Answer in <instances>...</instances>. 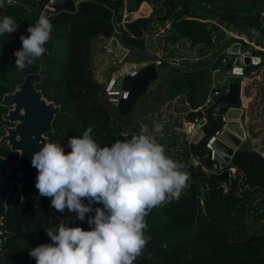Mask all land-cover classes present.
I'll return each instance as SVG.
<instances>
[{"label": "trees", "instance_id": "1", "mask_svg": "<svg viewBox=\"0 0 264 264\" xmlns=\"http://www.w3.org/2000/svg\"><path fill=\"white\" fill-rule=\"evenodd\" d=\"M134 1V9L143 5L141 1H147L151 4V11L148 15L121 22V40L130 46L138 45L140 39L149 43L152 37L159 42L163 36L153 35L157 31L154 26L167 24V32L187 42L188 49V53L178 55L169 52L166 57L171 58L184 55L197 57L214 49L217 38L211 39V31L219 30L217 23L224 18L242 25L255 23L258 16L257 9L242 12L247 6L240 4L214 5L209 1L195 3L185 0ZM120 4L113 0H83L84 9H55L49 15L53 28L51 39L45 45L48 54L45 53L23 70L16 68L14 52L22 48L20 36L29 35L27 29L34 24L36 8L28 3L26 7L17 4L0 7V19L10 16L18 24L16 32L0 35V97L12 90L26 72H38L40 80L35 87L47 100L59 105L52 120V130L47 134V143L60 144L66 153L70 152L68 139L80 137L86 128L92 127V138L101 147L111 146L117 140H130L144 127L165 147L167 156L180 165L184 163L181 170L190 175L189 187L179 201H166L146 216L145 234L151 239L144 254L134 264H264V154L254 150L255 154L252 155L245 149L246 146H256L264 150V101L259 110L262 118L258 123L251 124L252 133L248 131L250 125L244 119L246 140L234 151L227 164L234 167V172L229 175L226 186L210 174L219 172L215 160L204 155L197 156L206 139L221 125L220 113L227 106L225 102H214L206 109H200L209 91L206 68L186 74L169 66L164 79L146 91L139 103V106H144L143 110L134 118L130 119L127 113L119 114L118 111L116 118L111 117L107 109L109 103L104 99L99 100L97 94L101 83L93 78L90 68L87 71V65L82 61L88 60L95 41L100 43L104 36L110 34L109 8L116 10ZM205 12L216 13L219 19L207 21ZM220 32L223 34L222 30ZM220 61L221 57L218 56L210 66L214 67ZM252 66H244L243 72L248 73ZM110 68H106L104 79L108 77ZM187 78L191 80V85L182 86ZM261 88H264V83ZM184 92L187 95L182 99L178 94ZM146 95L148 100L145 99ZM171 99L180 100L183 104L181 108H185L183 100L186 101L188 109L180 115L182 119L204 118L199 125L200 135L196 138L186 139L179 128H163L159 133L154 131L156 123L152 121L161 111L157 105L169 103ZM243 104L239 92L237 105L243 107ZM152 105L155 107L146 112L145 107ZM3 110L0 106V114ZM179 119L177 122L180 124ZM165 122L160 124L166 127ZM2 123L0 115V134ZM123 126L130 129L123 132ZM0 155L12 160L16 153L1 143ZM191 157L195 158V164L189 162ZM83 202L86 205L89 203L87 199ZM6 205L3 222L11 234L5 239L3 264H36L35 259L29 256V250L51 243L45 229L58 226L57 218L52 213H46L48 197L40 195L34 207L27 200H12L9 197ZM90 207L93 211L86 214L84 220L65 209L68 227L91 230L88 218L94 217L95 208H102L103 205L93 203Z\"/></svg>", "mask_w": 264, "mask_h": 264}, {"label": "clouds", "instance_id": "2", "mask_svg": "<svg viewBox=\"0 0 264 264\" xmlns=\"http://www.w3.org/2000/svg\"><path fill=\"white\" fill-rule=\"evenodd\" d=\"M52 28L49 17L42 14L28 27L29 35L20 36L22 48L14 52L17 69L44 56ZM17 29L12 17L0 19V35ZM162 130V124L154 125L155 132ZM92 131L88 127L82 136L70 137V152L60 144L43 143L33 154L31 164L38 172L35 187L51 199L55 210L67 209L84 220L93 211L91 204L103 205L88 218L91 230L64 223L45 229L51 243L29 250L36 264H134L151 239L145 234L146 216L166 201H179L189 187V173L166 155L165 147L146 128L130 140L104 147L92 138Z\"/></svg>", "mask_w": 264, "mask_h": 264}, {"label": "water", "instance_id": "3", "mask_svg": "<svg viewBox=\"0 0 264 264\" xmlns=\"http://www.w3.org/2000/svg\"><path fill=\"white\" fill-rule=\"evenodd\" d=\"M121 2L117 6L114 15V21L120 23L123 14L132 12L135 8L134 0H113ZM195 3L212 2L214 5H232L237 4L248 6L254 3L263 2L264 0H185ZM30 3L31 1L28 0ZM44 0L41 1V4ZM79 8L84 9L83 2H79ZM59 9L73 11L74 6L72 0H63ZM264 9V4L258 6V10ZM207 27L209 24L206 25ZM212 35L222 39L223 36L219 31L212 30ZM144 45L143 39H140L137 48H129L123 45L119 39L112 35L105 43L112 56L117 62L123 58L126 61L143 62L151 59L152 54L156 53V49L152 45H146L147 49L152 54H148L145 50H140ZM237 48L241 51L244 46H239V43L232 41L228 45L220 48H214L206 54L197 57L182 56L172 57L171 65L176 69L188 74L191 71L206 68L208 71L207 78L211 79L210 65L214 63L218 56H224L225 61L221 65V69H230V73H218L222 76H242L248 78L251 73L242 74L244 66L254 65L264 62V56H249L248 54H239ZM157 78L156 67L152 62L144 64L133 75H124L122 78H117L116 84H120L121 89L127 90L125 98H120L116 103V108L119 114L129 112L134 105L139 95L146 94V91L152 87L151 81ZM40 80V74L35 71L26 72L21 80L17 82L14 88L4 92L0 97V106L6 108L1 112L2 133L0 134V144L5 143L11 150L17 152V156L12 162H9L7 156L0 155V264L4 262V243L6 237L11 234L3 222L6 213V200L11 196L12 200L18 198L20 201L27 200L32 207L36 205L40 194L35 187L37 169L31 164L33 154L41 149L43 143H47V134L52 130V120L59 109V105L52 100H47L39 89L35 87V83ZM190 80L187 78L182 85H189ZM227 91L223 94H211L206 98L205 102L200 106L201 110L206 109L214 102H225L226 108L223 110L225 118L224 127L219 134L211 142V146L215 150V163L219 172H210L219 180L227 177V164L230 162L234 151L241 147L246 140L245 130L242 125L241 117L243 108L237 105L239 94V82L236 80H228L225 82ZM184 132L192 126V121L183 119ZM129 126H123L122 131L129 130ZM252 155L255 151L246 146ZM206 148L202 147L198 151L197 156H203ZM228 183L226 179L225 186ZM46 213H52L57 218L59 227L60 223H64L68 227L66 215L63 212L55 210L51 206V199L48 198Z\"/></svg>", "mask_w": 264, "mask_h": 264}, {"label": "built area", "instance_id": "4", "mask_svg": "<svg viewBox=\"0 0 264 264\" xmlns=\"http://www.w3.org/2000/svg\"><path fill=\"white\" fill-rule=\"evenodd\" d=\"M31 2L29 3L28 0H0V7L3 8L8 5H23L27 6L28 4H32L33 7L36 8V17L33 26L36 24L38 21L40 15L44 14L49 17V15L58 8L59 4L63 0H44V2L41 4L42 0H30ZM83 2V0H72V4L74 6V9H78L79 2ZM91 1H97V0H91ZM110 10V23H111V31L108 36H104V39L102 42L99 43V49L109 53V49L105 46V43L109 37L112 35H115L119 41L129 47V48H137L138 45L136 46H130L126 43H124L121 40V31L119 29V24L121 22L125 21L124 14L122 16V20L120 23H116L114 21V15H115V10L112 8H109ZM222 23L223 25V34L225 33L229 38L233 39V41H236L239 43V46H244V50H240L237 48L236 52L239 54H248L249 56H264V9L258 10V16H257V22L254 25H249L246 28H236L231 26L228 22L225 20H222L218 26H220ZM220 29V28H219ZM214 37V36H213ZM140 50H145L148 52V54H152L149 49H147L146 44L140 48ZM48 54V51L46 52ZM171 57H165V56H160L156 55V53L153 55L150 60L148 61H143V62H133V61H126L124 58L120 61L117 62L115 58L111 54L110 58V65L111 67H120L121 68V73L118 74L117 76L112 75L109 73L108 77L103 79L101 82V98L104 99L107 103L109 104H116L120 98H125L127 95V90L121 89L120 84H116L117 78H122L124 75H133L139 70L144 64L148 62H152L155 67L157 65H160L161 63L165 62L171 65ZM225 61V57L222 55L221 56V61L218 65L214 67H210V74L213 75L215 73H226L229 74L231 71L230 69H221L222 63ZM124 63V65H122ZM227 85L224 84L221 88H213V90L210 92L209 96L211 94H223L227 91ZM208 96V97H209ZM203 117H194L191 121L193 125H199L203 121ZM220 119H221V125L219 126L218 129L214 130L212 134L206 139V142L204 143V146L206 148V152L204 156H207L210 160H215V150L211 146V142L213 139L219 134L221 129L224 127L225 123V118L223 115V112L220 113ZM191 163L195 164L196 161L192 158ZM203 169L208 172V169L206 167H203Z\"/></svg>", "mask_w": 264, "mask_h": 264}, {"label": "rangeland", "instance_id": "5", "mask_svg": "<svg viewBox=\"0 0 264 264\" xmlns=\"http://www.w3.org/2000/svg\"><path fill=\"white\" fill-rule=\"evenodd\" d=\"M146 3H148L147 1H145ZM260 3V4H259ZM261 4H264L263 2H258V3H254L251 5H248L247 8H243L244 10L242 12H253L255 11L258 6H260ZM148 5H150V3H148ZM151 7V6H150ZM142 8H144V6L142 5L140 8H138V10H141ZM136 12L135 10L132 12H128L126 14V19H130L131 16H133V14H139V13H134ZM154 29H157V31L153 34L156 35L157 37H162L163 39L159 40V42L156 41V39L154 37L150 38L148 41L149 42H153L156 47L158 48V50L161 52L162 55L166 56L169 54V52H171L173 55H178L180 53H188V49H187V42L182 41L180 38L172 36V34H170L169 32H167V26L163 27V24L159 23L157 25L154 26ZM162 28V30H160V28ZM158 34V35H157ZM98 44L99 41H95V46L93 48V50H91V53L89 54L88 60L85 59L84 62L82 61V63L85 64L87 71L88 67L91 70L92 76L93 78L96 79V81H99L100 83L103 81V76L105 73L106 68H110L107 67V53L98 50ZM95 49V50H94ZM170 50V51H169ZM168 52V53H167ZM109 62H110V58H109ZM122 65H124V63H122ZM256 67V69H258L260 72H263L262 76L257 75L255 78L253 76H251L249 79L247 78H243L242 76H222V75H218L217 73L213 74L211 79L209 80V91L212 90L213 87H217L218 89L221 88L225 82H227L228 80H236L239 82V91L240 93H242L243 90V85L244 84H251V88L247 89V85L245 86L244 89V93H242L243 95H245L248 99H247V113H246V121L248 122L249 129L248 131L250 133H252V127L251 124L254 123H258L259 120L262 118V115H260L259 110L261 109V102L264 101L263 98V94H264V88H261L262 83H264V64H259L254 66ZM254 67L252 66L249 69V72H252L254 69ZM110 74L117 76L118 74L121 73V68L120 67H111L110 68ZM156 71H157V78L155 80H152L151 83H156L158 80H160L165 72L167 71V65L164 62L163 65L156 67ZM242 74H247L244 72H242ZM260 85V88H259ZM258 87V90L256 89V87ZM100 87L97 90V94L99 95V100L102 99L100 97ZM96 95V93H95ZM251 97V98H250ZM144 99V95H139L134 103V105L132 106L130 112H127V117L134 118L136 116V114H138V112L140 110H143L144 106H139L140 101ZM98 102V101H97ZM160 108V114L159 112H157V114L155 115V118L153 119V123L155 124H160V123H165L167 124L166 129L172 128L173 126H177L179 127L180 124L177 122L178 118L175 112H178L179 110H181L182 108V104L181 101H176L175 99H171V101L169 103L167 102H163L160 105H157ZM155 107V105L153 106H148L145 107L146 112L149 110H152ZM108 112L110 113L111 117L116 118L117 117V108H116V104H109L108 107ZM174 117V118H173ZM264 117V115H263ZM173 118V119H172ZM168 120V121H167ZM173 123V125H172ZM175 124V125H174ZM195 127V126H193ZM174 128V127H173ZM194 130L196 129L193 128ZM193 133V132H192ZM190 133V134H192ZM186 134V133H185ZM179 147V146H177ZM181 158H183V156H181ZM189 162H191V159H189ZM181 168L184 165V163H181ZM227 170V177H229L230 174H232L234 172V167H226ZM226 178L222 179V184L224 185L226 183ZM225 186V185H224Z\"/></svg>", "mask_w": 264, "mask_h": 264}, {"label": "crops", "instance_id": "6", "mask_svg": "<svg viewBox=\"0 0 264 264\" xmlns=\"http://www.w3.org/2000/svg\"><path fill=\"white\" fill-rule=\"evenodd\" d=\"M140 3H142L143 4V6H144V8H142L141 10H138V8H140L139 7V5L137 6V8L136 9H134L136 12H134V13H139V12H141V13H139V14H133V16H131L130 17V19H133V18H136V17H138V16H141V15H148L149 13H150V11H151V4L150 5H148V3H146L145 1H141ZM139 3V4H140ZM133 10V11H134ZM257 10H258V8H257ZM248 13V12H247ZM205 15L207 16L206 17V20L207 21H210V22H212V21H214V20H217V19H219L218 18V16H217V14L216 13H213V12H205ZM124 17H125V21L127 20L126 19V14L124 15ZM222 20H225L226 22H228L231 26H233V27H236V28H246L247 26H249V25H254V24H256V22L255 23H253V24H250V23H245V24H242V25H239V24H233V23H231L230 21H227L226 20V18H224V19H222ZM221 20V21H222ZM217 24H219V23H217ZM223 25H224V23H222L220 26H219V30H217V29H215V31L217 30V31H219L220 32V30L222 29L223 30ZM165 26H167V24H164L163 25V27H165ZM112 27V26H111ZM163 27H161L160 28V30H162V28ZM209 27V26H208ZM221 33V32H220ZM222 36H223V38L222 39H219V38H217V40L216 41H214L215 42V48H220V47H222V46H224V45H228V44H230L232 41H233V39H231V38H229L225 33L224 34H222ZM211 39L213 40L214 39V37H213V35L211 36ZM144 41V40H143ZM144 43L146 44V45H152V46H154V48L156 49V55H160V56H164V55H162L161 54V52L158 50V48L156 47V45L153 43V42H149V43H147L146 41H144ZM95 50V49H94ZM98 50H101V49H99V44H98ZM101 51H103V50H101ZM103 52H105V51H103ZM105 53H107V52H105ZM108 55V57H107V59H108V61H107V67L109 66L110 67V62H109V58H111V54H109V53H107ZM184 56H190V55H184ZM166 57V56H165ZM175 57H178V56H175ZM221 57V56H220ZM264 64V62H261V63H258V64H254L253 65V67L254 66H256V65H259V64ZM161 65H163V63H161L160 65H157V67L158 66H161ZM166 65H167V71L165 72V74H164V76L160 79V80H158L156 83H151L152 84V87L153 86H155L159 81H162L163 79H164V77L167 75V73L169 72V70H168V68H169V66H171L170 64H168V63H166ZM249 66H251V65H249ZM251 67H249V69H250ZM254 69H256V67H254ZM180 71V70H179ZM182 72V71H181ZM249 74L251 73V76H253L254 78L257 76V75H260V74H262L263 72H260L258 69H256V70H253L252 72H248ZM251 76H249L247 79H249ZM260 76H262V75H260ZM103 79H104V76H103ZM99 82V81H98ZM191 80H190V84L189 85H184V86H187V87H189L190 85H191ZM248 86L247 87V89L248 88H251V84H244L243 85V90H242V93H244V89H245V86ZM183 86V85H182ZM151 87V88H152ZM256 87V89L258 90V87L257 86H255ZM213 88H217V87H213ZM213 88H212V90H213ZM211 90V91H212ZM211 91H208V93H207V96H206V98L209 96V94H210V92ZM240 92V91H239ZM242 93H240V95H241V97H242V99H243V102H244V104H243V114H242V117H241V121H242V125H243V127H244V124H245V120L244 119H246L245 117H247L246 116V113H247V97L245 96V95H243ZM179 96H181L182 97V99H184V97H186V95H187V93H185L184 92V94H178ZM251 98V97H250ZM263 98H264V94H263ZM145 99L146 100H148V98H147V95H146V97H145ZM183 102H184V104L186 105V106H184L185 108H182L181 110H179L178 112H175V114L176 115H179V121H180V126L179 127H177V126H173L174 128H179L182 132H184L183 130H182V128H183V123H182V116H180L181 114H183V112H185L187 109H188V107H187V103H186V101L185 100H183ZM181 104H182V102H181ZM183 105V104H182ZM184 109V110H183ZM262 111V110H261ZM175 125V124H174ZM200 125V124H199ZM199 125H192V126H190L189 128H188V131L187 132H184V136H185V138L186 139H191V138H193V137H197L198 135H200V130H199ZM193 126H195L196 127V129L194 130L193 128H195V127H193ZM260 128V127H259ZM193 132V133H192ZM264 132V131H263ZM186 133V134H185ZM190 133H192V134H190ZM248 147H250V146H248ZM253 148V151L255 150V151H258V152H260V153H263L264 154V150H259L258 149V147H256V146H253L252 147ZM251 147H250V149H252ZM192 158L195 160V158L194 157H191L190 159L192 160ZM196 161V160H195Z\"/></svg>", "mask_w": 264, "mask_h": 264}, {"label": "flooded vegetation", "instance_id": "7", "mask_svg": "<svg viewBox=\"0 0 264 264\" xmlns=\"http://www.w3.org/2000/svg\"><path fill=\"white\" fill-rule=\"evenodd\" d=\"M5 110H6V108H4L3 111H5ZM3 111H2V112H3ZM1 127H2V125H1ZM4 144H5V143H4ZM5 145H6V144H5ZM9 150H10V149H9ZM14 152H15V151H14ZM15 153H16V155H15V157H16V156H17V152H15ZM8 159H9V158H8ZM12 161H13V159H12V160L9 159V162H12ZM9 197H11V196H9ZM9 197H8V198H9ZM8 198H7V199H8ZM11 199H12V198H11ZM6 201H7V200H6Z\"/></svg>", "mask_w": 264, "mask_h": 264}]
</instances>
